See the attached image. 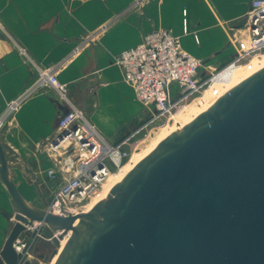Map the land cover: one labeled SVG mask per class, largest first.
I'll return each mask as SVG.
<instances>
[{
  "label": "water",
  "instance_id": "1",
  "mask_svg": "<svg viewBox=\"0 0 264 264\" xmlns=\"http://www.w3.org/2000/svg\"><path fill=\"white\" fill-rule=\"evenodd\" d=\"M4 148L0 181L14 221L0 264H46L64 236L55 264H264V67L141 156L89 215L28 206ZM33 223L57 234L38 239L49 254L36 247L24 260L17 239L32 237Z\"/></svg>",
  "mask_w": 264,
  "mask_h": 264
},
{
  "label": "crops",
  "instance_id": "2",
  "mask_svg": "<svg viewBox=\"0 0 264 264\" xmlns=\"http://www.w3.org/2000/svg\"><path fill=\"white\" fill-rule=\"evenodd\" d=\"M251 1L0 0V144L8 178L25 203L46 208L48 192L75 167L48 150L57 119L70 105L82 108L109 142L145 115L114 63L116 55L152 30L167 29L201 61L200 71L211 74L249 45L245 20ZM51 68L65 101L47 82L29 90L36 70ZM20 97L5 115L6 105ZM10 214L11 197L0 181V246L11 228Z\"/></svg>",
  "mask_w": 264,
  "mask_h": 264
},
{
  "label": "built area",
  "instance_id": "3",
  "mask_svg": "<svg viewBox=\"0 0 264 264\" xmlns=\"http://www.w3.org/2000/svg\"><path fill=\"white\" fill-rule=\"evenodd\" d=\"M248 10L245 23L249 45L211 74L206 75L199 70L200 60L183 51L177 38L167 29L152 30L137 46L116 55L114 63L120 68L124 81L133 88L136 100L145 106V115L125 136L109 142L81 110L70 105L57 119L58 130L63 132L67 129L68 133L57 144L51 142L48 150L54 153L60 144L69 140L71 145H78L80 155L74 162L73 174L53 192L46 210L61 215L73 214L67 208L68 204H80L97 189L111 169L120 167L122 161L136 150L141 135L169 121L171 115L181 111L198 93L209 88L212 80L220 78L228 68L243 64L246 69L254 71L255 66H260V60L256 65L252 62L256 56L264 54V0H252ZM54 71L53 68L47 71L37 69V80L29 90L34 89L38 82H47L65 101L64 87L58 83ZM21 99L8 103L5 115L13 112Z\"/></svg>",
  "mask_w": 264,
  "mask_h": 264
},
{
  "label": "bare ground",
  "instance_id": "4",
  "mask_svg": "<svg viewBox=\"0 0 264 264\" xmlns=\"http://www.w3.org/2000/svg\"><path fill=\"white\" fill-rule=\"evenodd\" d=\"M256 59L260 60V66H258V67L255 66L254 68L257 69L260 67H264V54H261L260 56H256L253 59L252 63L254 65H256V63H257ZM256 69H254V71H251V70L246 69L245 65L241 64L239 66H233V67L228 68L225 73L220 75V78L213 79L210 87L207 90H204L202 92L201 96H198V98L194 99L193 102L186 105L183 108V110L178 111L177 114L175 113V114L171 115V119H170L171 122L169 124H166L164 126H160L159 128H157L155 130V132L153 133L152 136H148L147 138L142 139L140 141V143L138 142L139 144L137 143L135 146L137 151H133L130 154V156L127 158L125 164L119 167V170H117L115 172L111 171V173L109 175L107 174L108 177H107V175L104 177L105 179H106V177L108 179L106 181L104 179L102 181V183L100 184V186L103 184L101 191L97 194V196L95 198H92V200L89 201L83 207L82 212H77L74 215L75 216L89 215V212L93 209L92 207L95 204H97V200L102 198L106 194V192L112 187V185H114L120 179V177H122L126 173L128 168H130L139 158H141V156H144V155L150 153L152 150L155 149V146L161 140L170 136V134L173 133L174 131L184 127L185 124L191 122L200 113L209 109L213 105V103L215 102V100L217 98L222 96L229 89L236 86L243 79L251 76L253 74V72H255ZM72 145L75 146L77 149V147H78L77 144H72ZM70 146H71V142L69 140H66L62 144H60L56 148V150L54 149L55 150L54 153L60 154V152H64V154H62V155H64L66 157L69 154L65 153V151L68 148H70ZM81 154H84V153H81ZM76 159H77V157H76ZM68 161H66L65 165H67V163H69ZM70 172H71V170H70ZM66 180H64V181H66ZM60 185H62V183ZM60 185H58L56 187L54 192H56L58 189H60L59 188ZM52 195H53V193H52ZM58 207H60V206L58 205ZM44 210H46V209H44ZM78 220H79L78 218H76L74 220V222H73L74 227L77 225ZM41 226L42 225H40V224L38 225L36 223H33V227H29V226L27 227V230L30 231L31 235H32V237H30V238H33V235L37 234V231H39ZM70 232H69V234H70ZM53 234L56 235L57 232L53 233ZM66 237H68V236H64L60 240V245L57 248L55 256L50 261H48L46 264H55L57 256L59 255L58 253L62 250V248L66 244Z\"/></svg>",
  "mask_w": 264,
  "mask_h": 264
},
{
  "label": "rangeland",
  "instance_id": "5",
  "mask_svg": "<svg viewBox=\"0 0 264 264\" xmlns=\"http://www.w3.org/2000/svg\"><path fill=\"white\" fill-rule=\"evenodd\" d=\"M256 61H258V59H256ZM255 61V62H256ZM200 63H201V61H200ZM219 69V68H218ZM199 70H201L200 68H199ZM217 70V69H216ZM208 89V88H207ZM206 89V90H207ZM201 94H202V92L201 93H198V95H196L192 100H190V102H188V104H190L191 102H193V100L194 99H196V98H198V96H201ZM187 104V105H188ZM145 107V106H144ZM185 107V106H184ZM183 107V108H184ZM79 111L81 110L82 112H83V114H84V116H85V118L87 119V114H85V112L83 111V109L82 108H77ZM183 110V109H182ZM142 114L144 115L145 114V109L143 108V110H142V113H141V116H142ZM177 114V113H176ZM171 119V118H170ZM87 120H89V119H87ZM171 122V120H169L168 122H163V123H161V124H159V125H157V126H155V128L150 132V133H146V134H144V135H141L140 136V138H138V140H137V143L139 142L140 143V141L142 140V139H145V138H147L148 136H152L153 135V133L155 132V130L157 129V128H159L160 126H164V125H166V124H169ZM136 124V123H135ZM133 128V127H132ZM131 128V129H132ZM130 129V130H131ZM138 143V144H139ZM71 150V151H70ZM134 151H137V149L136 150H134ZM66 153L67 154H69L68 156H64V155H62V154H64V152H60V154L59 155H62V161H68L69 163H67V165H70V164H74V162H76V157L78 158L79 157V155H80V153H79V150H77L76 149V147L75 146H73V145H71L70 146V148H68L67 149V151H66ZM73 154V155H72ZM131 154V153H130ZM130 154L126 157V159L124 160V161H122V164H121V166L122 165H124L125 164V162H126V160H127V158L130 156ZM81 155H83V154H81ZM71 170H73V169H71ZM117 170H119V167H116V168H114V169H111V171H113V172H115V171H117ZM111 173V172H110ZM109 173V174H110ZM70 174H72V172H70ZM108 174V175H109ZM108 175H107V177H108ZM106 177V179H105V181L108 179ZM104 181V182H105ZM103 182V183H104ZM60 185V184H59ZM103 185V184H102ZM102 185L100 186H98L97 187V189H95L89 196H87L80 204H78V205H74V204H68V206H67V208L68 209H70L71 210V212L73 213V214H75V213H77V212H82L83 211V207L89 202V201H91L92 200V198H95L96 196H97V194L101 191V189H102ZM56 189V188H55ZM55 189H53V191H51V192H48V195H49V198H51V201H52V198H53V195H52V193L54 192V190ZM43 193V195L47 198L48 196L45 194V192H42ZM51 203V202H50ZM49 203V204H50ZM48 204V205H49ZM47 208V207H46ZM45 207H38L37 209H41V210H43V209H46ZM11 217H12V222L14 221V219H13V216H12V214H10V219H11ZM54 236V234L52 233V231L48 228V227H46L45 225H42L41 227H40V229H39V231H37V234L34 236L33 235V237L34 238H28L25 234H22V235H20L19 237H18V241H17V246L18 247H21V249H20V254L22 255V257H23V259L25 260V258H27V259H33L34 257H35V255L34 254H36L37 252L35 251V248L36 247H39V252H43L44 254H49L50 252V250L48 251L46 248H44L43 246H42V244L41 243H38V239L39 238H42L43 240H45V239H49L50 240V238H52ZM29 248V249H28ZM52 250V249H51Z\"/></svg>",
  "mask_w": 264,
  "mask_h": 264
}]
</instances>
